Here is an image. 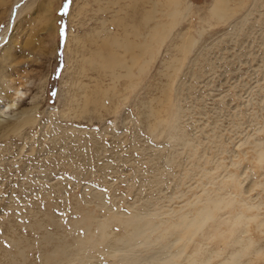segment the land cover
<instances>
[{"label": "rangeland", "instance_id": "374dc122", "mask_svg": "<svg viewBox=\"0 0 264 264\" xmlns=\"http://www.w3.org/2000/svg\"><path fill=\"white\" fill-rule=\"evenodd\" d=\"M144 1L0 0V32L20 5L0 104L14 84L26 91L0 127V264L185 254L190 231L167 225L210 193L233 211L259 205L246 214L264 221V0H225L223 17L217 0H157L170 32L137 63L122 50L112 61L116 22ZM250 220L242 234L264 251ZM251 252L242 262L264 264Z\"/></svg>", "mask_w": 264, "mask_h": 264}, {"label": "bare ground", "instance_id": "6f19581e", "mask_svg": "<svg viewBox=\"0 0 264 264\" xmlns=\"http://www.w3.org/2000/svg\"><path fill=\"white\" fill-rule=\"evenodd\" d=\"M172 1L170 0L169 2ZM145 2L150 3L151 7H149V9H146L147 6H145ZM157 4V0H145L142 6V15L141 10L139 12L140 8L138 4L137 7L135 6V10L132 11V18H130V16H128L129 18H127L125 16L118 19V22H116V24L118 23L117 30L119 32H115L113 34L110 44L112 48L116 50V52L122 50L125 54L130 53L133 64L137 63L143 57V54L146 51L154 47V42H157L156 38H158V35L160 33L165 34L166 32H170L172 26H170L169 24L161 25L158 23V21L155 20L157 18L156 13L159 10L157 8ZM225 4V0L216 1V6L214 7L215 15L220 17L224 16L227 11ZM19 8L20 5H15L13 7L9 15V21L7 25L3 28V30L1 29L2 31L0 32V50H4L1 52L3 60L7 59V55L10 52V49H5V46L9 44L11 36L13 34L12 30L17 19V11ZM169 11V16H173L174 14H176L174 9H170ZM140 16H144L146 18H143L141 21L136 20L139 19ZM132 20L136 21V24H132ZM139 29L146 30L141 32L139 31ZM163 38L164 37H162V39ZM136 49L139 50L138 54L135 53ZM118 54L119 52L115 53L114 51H111L109 56L112 61L121 62V60L117 56ZM147 62L148 60L142 61V63ZM11 89L12 92L7 96L8 100L4 104H0V127L1 125H3L2 123L7 120V116L10 115L11 111L13 112L14 109L17 108L18 103L26 94V91L23 90L22 85L20 86L19 84H14ZM30 111L31 109L24 110L23 112L21 111L17 113L14 117H16L17 120V118L20 119L25 114V116L27 115V117L24 119V122H26L31 116V114H29ZM259 154L263 155L264 157V151L259 152ZM226 199L225 196L214 198L210 193L206 199L201 200L202 205L197 208L196 211H189L183 213L178 216V221H172L169 225H167L168 228H166V230H168L169 228H180L181 230L182 228L183 230L190 231L188 241L189 243H192L193 248L191 247V251L186 252L184 254L186 247H181L180 249L175 250V252L172 250V253L169 254L164 252L166 253V255H163V257H155L157 256L155 255L154 257L152 256L150 258H147L148 260H145L144 262V259H142L141 262L138 261L137 258L133 257V254L131 255L129 253L130 251H132V249H125L123 251L127 252L122 254V256L119 255L121 260L120 264H216L213 262V260H219L220 264H248L242 262L241 260L244 254L248 255V252L252 253L251 251L257 254H259L260 252H264L262 251V249L256 248L257 246L254 247V249L250 250L251 248H253L252 246H255L252 245V238L249 236L244 237V234H242L245 232H249V229H246L248 228L247 223L249 222V220L255 219L256 221V218H258L259 216V214L257 213H253V215H248L246 214V212H248V210H251L252 208L258 209L259 205H254V203L252 205L246 204L247 206L245 205L241 206L240 208L238 207L239 209L237 208L235 209L236 211H233V209H229L228 207L232 205L234 200L231 202V200ZM134 220L135 218L130 221V224L133 225ZM169 222H156L152 225L151 230H157L162 225H166ZM256 222L258 224L257 228L264 226L263 220H260L259 223L258 221ZM198 233H200L199 238H201V240L199 239V242L195 238ZM181 240L182 238L178 235L171 242L175 244L177 242H180ZM124 241L128 243V246L132 243V246H136L137 244L134 243L136 242V240H130L128 238L124 239ZM170 244L171 247H173V244ZM214 244L216 246H212ZM204 245H209V249L207 248V246L204 247ZM128 246H126V248ZM171 247H169L170 252Z\"/></svg>", "mask_w": 264, "mask_h": 264}]
</instances>
